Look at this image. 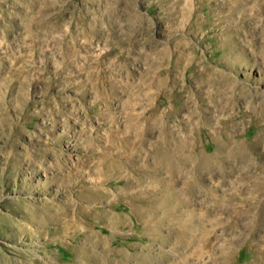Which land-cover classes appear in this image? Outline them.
<instances>
[{
    "label": "rangeland",
    "instance_id": "rangeland-1",
    "mask_svg": "<svg viewBox=\"0 0 264 264\" xmlns=\"http://www.w3.org/2000/svg\"><path fill=\"white\" fill-rule=\"evenodd\" d=\"M257 7L254 0H0V259L112 264L96 247L99 234L123 248L124 264L148 248L151 264H211L210 254L223 250L229 264H264V187L252 191L264 180V141L244 159L225 155L223 171L217 163L200 174L188 163L184 174L167 169L212 152L230 114L241 121L229 129L233 141L250 143L264 128V117L250 122L264 95ZM204 65L247 95L226 106L198 78ZM188 89L201 128L196 145L182 158H157L164 128L189 135ZM152 112L162 121L150 130ZM139 135L145 147L135 150ZM188 181L201 186L181 196L177 213L182 223L186 213L200 216L202 228L194 222L188 235L212 236L215 248L202 256L177 242L179 226L162 216V200L176 203L170 193L179 196Z\"/></svg>",
    "mask_w": 264,
    "mask_h": 264
},
{
    "label": "bare ground",
    "instance_id": "bare-ground-1",
    "mask_svg": "<svg viewBox=\"0 0 264 264\" xmlns=\"http://www.w3.org/2000/svg\"><path fill=\"white\" fill-rule=\"evenodd\" d=\"M258 3V7H257V14L258 15H263L264 16V0H254ZM245 9V8H244ZM253 11V9H252ZM252 16V15H251ZM255 16V15H253ZM222 39V38H221ZM259 40V39H258ZM250 42V41H249ZM252 44V43H251ZM250 44V45H251ZM249 46V45H248ZM235 47V46H234ZM264 48V47H263ZM244 50V49H243ZM204 52V51H203ZM188 67V66H187ZM264 75V69H261V75ZM194 75H196V73L193 71L191 76L194 77ZM198 78L201 81H207L208 83L212 84L213 87H215L216 89V95L219 96L220 100H223L226 106H230L232 103V100L234 99V97L238 94H240L241 96L244 94H246V87L242 86V85H237L236 81H234V79L229 78L225 75H223L221 72L219 73V71H217L216 69H212L208 66H203V68H201V71L198 73ZM161 82V81H160ZM248 90V89H247ZM181 91V90H180ZM251 91V90H250ZM249 92V91H248ZM260 94V93H259ZM264 94V93H263ZM247 95V94H246ZM248 97L253 96V93H248ZM255 95V94H254ZM194 94L193 92L188 89L187 90V96H186V100H185V105H187L189 107L188 110V116H189V128L191 127V130L189 129V135H185L184 136H178L174 133V131H171L169 128H164V139L162 141L163 145L160 146L159 148H157V152L155 153V156L157 158H161L162 156H165L169 153L172 154V156L176 157V158H182V155H184L186 153V151H191V149L193 148L192 146L196 145V137L194 136L195 132L200 128L199 125H197L196 123V118L198 116V112L196 110V102L194 99ZM259 96V95H258ZM262 96V95H261ZM251 98V97H250ZM259 98V97H257ZM254 105V104H253ZM251 109V108H250ZM153 110V109H152ZM250 111V110H249ZM264 117V95L262 96L261 102L255 106L252 107V119L250 122H252V124H254L255 122H257L259 119ZM238 115L237 114H230L229 117H227L223 122H222V126L221 129L219 130V135L222 136V139H218L219 137H215V139H213L216 142L215 145V149L210 152V153H206V152H198L197 154H195L193 161H187L184 162L182 164H180V166L174 167V169H172L171 165L167 166V169L170 171V174H176V173H181L184 174L185 171H187V165L189 168V170H194L197 173H201L202 172V168L204 166H208V168L210 169L209 166H216V163L218 165V168L220 170H224V166L226 164V156H234L238 159H244L246 157V151L247 149H251L254 146L263 143L264 141V128H261L256 135L253 138L252 142H247V141H242L240 139H235L236 141H233V134L229 132V129L233 126H238L240 125L241 121L240 119H237ZM146 119V123L148 122V127L147 129H150L154 124H157L159 122L162 121V119L160 118V116H158L156 113L152 112L150 113L148 116H145ZM144 119V120H145ZM132 121V119H131ZM133 123V122H132ZM145 124V123H144ZM193 125L195 127H193ZM255 125V124H254ZM258 125V124H257ZM145 126V125H144ZM261 126V125H259ZM188 127V126H187ZM142 128V127H141ZM144 128V127H143ZM151 130V129H150ZM149 131V130H148ZM140 132V131H139ZM143 132H145V130L143 129ZM142 132V134H143ZM148 133V132H147ZM127 134V133H126ZM214 135V134H213ZM145 147V143H144V138L142 137V135L138 136L137 142L135 143V145H133V149L135 150H139ZM167 147H171L167 148ZM189 147V148H188ZM263 147V146H262ZM187 148V150H186ZM231 149H235L237 150V152L234 154V152L231 151ZM229 150V151H228ZM227 152V153H226ZM248 153V152H247ZM134 155V154H133ZM244 157V158H243ZM132 160V159H131ZM252 160V159H251ZM245 161V160H244ZM248 162V161H247ZM188 163V164H187ZM244 163V162H243ZM258 163V162H257ZM187 164V165H186ZM251 166V164L249 163V167ZM252 166H254L252 164ZM244 167V166H243ZM208 169V171H209ZM215 170V169H214ZM251 174V173H250ZM252 175V174H251ZM199 176V175H197ZM144 179V178H143ZM261 180V179H260ZM93 182V181H92ZM201 182V181H200ZM196 183V184H195ZM195 183H191L190 181L185 182L184 188L182 189L180 195L178 196L176 193L172 192L170 193V196L174 197L173 199L176 200L173 205L169 206L166 204V200H162V208H163V215L164 217L170 219L172 222H175L180 229H178V235H177V242H185V246L186 249L188 250H193L197 255L202 256L205 254V249H212L214 247L213 241H212V236H209V231H206L204 229H202L199 233L200 236H198L197 234H191L188 235V233L190 232V228L189 225L197 222L198 225H200L199 229H201L202 227V222L201 219L199 217H195V215L186 213L185 214V222L182 223V218L180 216V214H178L177 212V205L181 204L184 199H181L182 195H188L193 193V191L196 188H200V184L199 181L195 182ZM253 188L252 191L253 192H260L262 191V188L264 187V180L263 181H255V183L253 184ZM204 191V190H203ZM169 197V196H168ZM147 202L150 201L151 199L150 197L145 199ZM63 203V202H62ZM76 206V205H75ZM182 206V205H181ZM188 206V205H187ZM133 211L139 213V214H147V215H151L154 212L152 210H154L153 207L150 208H138L137 206H133ZM161 210V208H160ZM254 210V209H253ZM82 211V210H81ZM242 212V211H241ZM258 212V211H257ZM240 213V212H239ZM48 215V214H47ZM111 217L113 219H122V215L119 214H115V213H111L110 214ZM208 216V215H207ZM161 217V216H160ZM238 217V216H237ZM263 217V216H262ZM239 218V217H238ZM232 220H235V218H233ZM262 220V219H261ZM114 221V220H113ZM207 221V220H206ZM111 223V222H110ZM113 223V222H112ZM45 226V225H44ZM82 226V225H81ZM112 226V225H110ZM85 228V227H84ZM75 229V228H74ZM80 229V228H79ZM73 230V229H72ZM87 231V230H86ZM55 232V231H54ZM88 233H91V235L93 234L90 229L87 231ZM113 232V231H112ZM154 232V230H153ZM113 234V233H112ZM156 234V233H155ZM88 235V234H87ZM94 235V234H93ZM92 235V236H93ZM212 235V234H211ZM191 236V237H190ZM85 238V237H83ZM98 238V242H96V247L98 249V245L100 244L103 252H106V256H107V261L110 262L112 261V264H124V259L126 258V255L123 250V248H115L113 247L111 241H107V237H101L99 234H96L95 239ZM112 238V237H111ZM52 240V239H51ZM161 240V239H160ZM84 241V240H83ZM116 241V240H115ZM161 242V241H160ZM39 243V242H38ZM197 243H199L200 245V249L199 250H194L195 246L197 245ZM37 244V243H36ZM72 245V244H71ZM99 245V246H100ZM33 246V245H32ZM100 247V248H101ZM178 247V245H177ZM215 248V247H214ZM146 250V256H140L138 260H136V264H151V253H150V249H145ZM144 250V251H145ZM162 250V249H160ZM167 251V250H166ZM176 252V247L173 248V251L171 252V254L173 255V252ZM84 252V250H83ZM97 251L95 250V253ZM100 252V249L99 251ZM102 252V253H103ZM161 252V251H160ZM86 253V251H85ZM101 253V252H100ZM101 255L104 256V253ZM2 254V253H1ZM175 254V253H174ZM50 255V254H49ZM100 255V254H99ZM98 255V256H99ZM166 255V254H165ZM178 255V253H177ZM176 255V256H177ZM210 263L211 264H229L232 258V255L229 254V252H227L226 250H223L219 253V256L216 257L212 254H210ZM162 256V255H161ZM169 256V255H167ZM114 257V258H113ZM175 257V256H174ZM6 258V257H5ZM171 258V257H170ZM4 259V258H3ZM0 259V264H8L7 260L9 258H7V260H3ZM15 259V258H14ZM167 259V258H166ZM11 260V259H10ZM20 260V259H19ZM106 260V257H105ZM193 260V259H192ZM203 260V259H202ZM201 260V261H202ZM22 261V260H21ZM43 261V260H42ZM169 261V260H168ZM191 261V260H190ZM194 261V260H193ZM12 262V261H11ZM29 262V261H28ZM184 262H186L185 264H189L188 260L184 259ZM22 263V262H21ZM153 263V262H152ZM155 263V262H154ZM164 263V262H163ZM179 263V262H178ZM177 263V264H178ZM196 263V262H195ZM200 263V262H199ZM198 263V264H199ZM16 264H19L18 262ZM30 264V263H28ZM203 264H206L205 262H203Z\"/></svg>",
    "mask_w": 264,
    "mask_h": 264
}]
</instances>
